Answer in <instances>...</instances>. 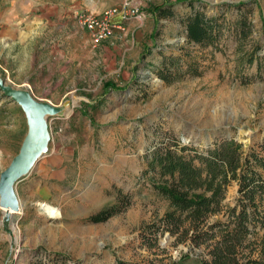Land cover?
Here are the masks:
<instances>
[{
	"label": "rangeland",
	"instance_id": "rangeland-1",
	"mask_svg": "<svg viewBox=\"0 0 264 264\" xmlns=\"http://www.w3.org/2000/svg\"><path fill=\"white\" fill-rule=\"evenodd\" d=\"M139 1L140 7L145 3L152 9L160 0ZM171 1L173 18L155 19L152 28L136 21L131 31L117 34L124 42L113 47L109 37L94 46L78 15L98 14L121 0H0V77L37 99L54 104L68 100L61 114L46 118L51 138L41 158L64 162L68 183L77 180L85 193L79 196L87 198L85 207L77 206L74 197L62 207L69 237L56 247H62L67 264H117L118 259L187 264L185 254L206 251L204 244L196 246L182 233L155 230L172 208L152 185L154 170L142 174L150 166L155 142L178 141L189 147L186 152L232 137L264 156V0H193L223 21V34L217 48L195 44L199 75L165 82L153 74L155 64L146 58L159 47L169 50L183 42L178 19L190 6L186 0ZM241 1L240 8L234 6ZM239 19L246 20L242 36ZM148 45H154L149 52ZM140 46L141 53L148 52L144 58L137 55ZM122 58L134 60L129 73L135 80L114 79ZM140 84L146 95H138ZM132 97L134 102L126 106ZM25 131L23 110L0 89V170L17 152ZM17 185L21 192L22 183ZM236 195L237 183L232 182L223 202L233 204ZM119 197L123 204L118 212L104 221L87 219ZM37 206L52 207L56 214L51 215L62 218L59 205L42 201ZM216 218L224 219L223 213L207 219ZM0 226L11 237L8 264H17L21 231L12 213L4 220L1 207Z\"/></svg>",
	"mask_w": 264,
	"mask_h": 264
},
{
	"label": "trees",
	"instance_id": "trees-1",
	"mask_svg": "<svg viewBox=\"0 0 264 264\" xmlns=\"http://www.w3.org/2000/svg\"><path fill=\"white\" fill-rule=\"evenodd\" d=\"M186 1L190 11L178 19L184 30L183 42L172 45L169 50L159 47L161 58L151 67L153 74L165 82L199 75L201 61L195 53V44L217 48L223 34V21L197 8L193 0ZM173 4L158 3L152 11L158 18H173ZM243 4L241 1L234 6L240 8ZM245 23V19H239L238 35L245 34ZM153 46H147L148 52ZM148 52L143 51L141 58ZM249 58L252 60V55ZM137 89L138 95L147 94L143 85ZM187 148L178 141L162 139L149 151L150 166L142 169V174L150 168L154 170L152 185L172 206L160 217L155 230L179 232L196 246L204 244L205 252L184 255L187 264H264V156L254 149L243 148L232 137L216 140L204 149L192 146L184 152ZM232 182L237 183L235 201L224 203L227 187ZM122 202L123 197H119L116 203L91 213L87 219L104 221L122 208ZM218 212L223 213L224 219L209 222L208 216ZM67 262L61 252L37 249L31 263ZM117 264L130 263L118 259ZM170 264H179V261Z\"/></svg>",
	"mask_w": 264,
	"mask_h": 264
},
{
	"label": "crops",
	"instance_id": "crops-1",
	"mask_svg": "<svg viewBox=\"0 0 264 264\" xmlns=\"http://www.w3.org/2000/svg\"><path fill=\"white\" fill-rule=\"evenodd\" d=\"M162 2H172L171 0H160ZM143 12L141 19H127L121 21L119 15H114L113 20L119 22L122 25V29L116 28L114 34H112L108 42L114 46L121 45L124 41H119L117 35L122 33L125 35L126 32L131 31V26L134 22H138L139 25L144 28H152L154 26L155 19H159L157 15L152 11L150 5L142 3L140 7ZM157 17V18H156ZM142 27V28H143ZM119 41V42H118ZM147 42V41H146ZM142 45H145L141 42ZM106 46V45H105ZM141 53V46L138 50V54ZM161 58V54L158 50L152 52L146 60H149L151 64H157ZM134 60H128L122 58L118 67V79L126 77V81H130L132 76L129 70H132ZM150 64V63H148ZM120 78V79H121ZM134 93V91H132ZM134 97L126 101V106L133 103ZM46 152L38 159L34 167L26 174L22 175L14 184L15 192L19 200V209L14 211L12 215L19 224L21 231V239L19 241V252L17 257V264H32L33 255L37 249H45L50 251H62V247H56V242L61 241L63 243L66 238L69 237L68 228L63 225L65 221V211L62 208L65 203L68 202L69 198H76L75 204L77 206L85 207L86 199H81L80 192L84 193L83 188L80 189V185L77 184V180L71 184L68 183V175L66 172V164L64 162L56 161L55 157L48 156L46 159H41L45 156ZM54 164L57 168L52 167ZM21 182L22 191L19 192L18 183ZM81 182V180L79 181ZM112 183V181H111ZM69 190L74 191L73 195L67 193ZM78 198V199H77ZM44 201L48 205L61 207L62 218L56 220L50 213L39 205L40 202ZM112 204V203H111ZM109 205V204H108ZM48 207V206H47ZM52 208V207H50ZM53 209V208H52ZM101 209V208H100ZM99 210V209H98ZM92 222V221H91ZM99 222V221H98ZM11 250V237L6 232L3 226H0V264H8V257Z\"/></svg>",
	"mask_w": 264,
	"mask_h": 264
},
{
	"label": "water",
	"instance_id": "water-1",
	"mask_svg": "<svg viewBox=\"0 0 264 264\" xmlns=\"http://www.w3.org/2000/svg\"><path fill=\"white\" fill-rule=\"evenodd\" d=\"M0 89L4 95L9 96L20 105L26 122V131L17 152L0 170V207L5 208L3 209V218L8 220L11 213L19 209L20 204L14 188L15 182L30 171L47 151L51 134L46 118L61 114L68 104V100L62 104H54L51 101L37 99L28 89L13 87L5 83L2 77H0Z\"/></svg>",
	"mask_w": 264,
	"mask_h": 264
},
{
	"label": "built area",
	"instance_id": "built-area-1",
	"mask_svg": "<svg viewBox=\"0 0 264 264\" xmlns=\"http://www.w3.org/2000/svg\"><path fill=\"white\" fill-rule=\"evenodd\" d=\"M139 0H121L117 5L103 9L100 13H80L78 22L89 31L92 44L98 45L102 40L110 37L116 28H123L119 22L113 20L114 15H119L121 21L137 18L141 19L143 12Z\"/></svg>",
	"mask_w": 264,
	"mask_h": 264
},
{
	"label": "bare ground",
	"instance_id": "bare-ground-1",
	"mask_svg": "<svg viewBox=\"0 0 264 264\" xmlns=\"http://www.w3.org/2000/svg\"><path fill=\"white\" fill-rule=\"evenodd\" d=\"M44 208H45V210H46L48 213H50V214H56V213L53 211L52 208L47 207V206H45ZM1 209L3 210V209H5V208H2V207H1ZM9 211L12 212V210H10V209H9ZM12 213H13V212H12Z\"/></svg>",
	"mask_w": 264,
	"mask_h": 264
}]
</instances>
